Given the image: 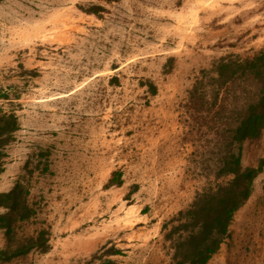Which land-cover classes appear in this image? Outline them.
Segmentation results:
<instances>
[{
    "label": "rangeland",
    "instance_id": "obj_1",
    "mask_svg": "<svg viewBox=\"0 0 264 264\" xmlns=\"http://www.w3.org/2000/svg\"><path fill=\"white\" fill-rule=\"evenodd\" d=\"M260 49L264 0H1L0 85L21 94L22 129L0 188L30 187L27 229L53 233L8 264H92L108 243L121 264L171 262L164 224L231 179L214 175L219 138L190 90L218 58ZM263 157L264 133L243 165ZM209 264H264V170Z\"/></svg>",
    "mask_w": 264,
    "mask_h": 264
},
{
    "label": "trees",
    "instance_id": "obj_2",
    "mask_svg": "<svg viewBox=\"0 0 264 264\" xmlns=\"http://www.w3.org/2000/svg\"><path fill=\"white\" fill-rule=\"evenodd\" d=\"M15 89V85H0V174L6 170L8 149L22 129L21 94ZM189 94L193 110L210 113L206 126L219 138L221 152L214 175L231 179L199 192L191 206L164 224L165 240L173 249L167 264H209L230 236L235 214L250 199L255 181L264 170V157L258 166L243 165V144L258 140L264 133V49L218 58L200 72ZM200 119L202 127L206 122ZM121 175L115 173L117 181L111 179L110 185H121ZM0 209V231L6 238V246L0 248V264L51 250L50 227L27 229L37 223L40 213L30 187L19 181L11 190L0 192ZM118 255H124V250L108 243L93 254L90 262L121 264L115 258Z\"/></svg>",
    "mask_w": 264,
    "mask_h": 264
},
{
    "label": "crops",
    "instance_id": "obj_3",
    "mask_svg": "<svg viewBox=\"0 0 264 264\" xmlns=\"http://www.w3.org/2000/svg\"><path fill=\"white\" fill-rule=\"evenodd\" d=\"M3 174V173H2ZM1 175V174H0ZM14 187V186H13ZM13 187L7 188V189H2L0 188V192H6L11 190ZM1 210V209H0ZM0 237L2 238V241L0 242V248H3L6 246V238L3 232L0 231ZM11 263V262H10ZM8 264V263H6Z\"/></svg>",
    "mask_w": 264,
    "mask_h": 264
}]
</instances>
